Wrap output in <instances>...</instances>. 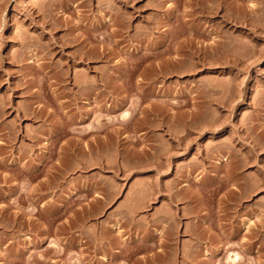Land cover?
<instances>
[{"label":"rangeland","instance_id":"rangeland-1","mask_svg":"<svg viewBox=\"0 0 264 264\" xmlns=\"http://www.w3.org/2000/svg\"><path fill=\"white\" fill-rule=\"evenodd\" d=\"M0 264H264V0H0Z\"/></svg>","mask_w":264,"mask_h":264},{"label":"bare ground","instance_id":"bare-ground-1","mask_svg":"<svg viewBox=\"0 0 264 264\" xmlns=\"http://www.w3.org/2000/svg\"><path fill=\"white\" fill-rule=\"evenodd\" d=\"M204 7H205V6H204ZM202 8H203V7H202ZM206 8H207V7H206ZM126 115H127V114H126ZM229 257H230V258H229L230 261H233V262L236 261V263L238 262V259H236V258L238 257V255H234V256L231 255V256H229ZM233 262H232V263H233Z\"/></svg>","mask_w":264,"mask_h":264}]
</instances>
